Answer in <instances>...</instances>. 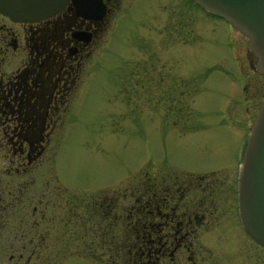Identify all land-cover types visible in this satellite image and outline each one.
I'll list each match as a JSON object with an SVG mask.
<instances>
[{
    "label": "flooded vegetation",
    "instance_id": "obj_1",
    "mask_svg": "<svg viewBox=\"0 0 264 264\" xmlns=\"http://www.w3.org/2000/svg\"><path fill=\"white\" fill-rule=\"evenodd\" d=\"M143 1L150 21L161 0H68L35 22L0 12V264H57L65 237L77 238L95 264L105 255L109 264H264V246L240 214L243 158L235 172L145 175L140 198L121 206L124 224L116 192L73 199L56 182L53 144L94 76L91 64L100 62L123 16ZM182 1L216 19L193 0H178L180 7ZM153 17L158 26L147 23V29L157 31L161 43L165 15ZM113 255H125L124 261Z\"/></svg>",
    "mask_w": 264,
    "mask_h": 264
},
{
    "label": "rangeland",
    "instance_id": "obj_2",
    "mask_svg": "<svg viewBox=\"0 0 264 264\" xmlns=\"http://www.w3.org/2000/svg\"><path fill=\"white\" fill-rule=\"evenodd\" d=\"M147 7L143 1L128 10L103 44L50 163L56 182L73 199L78 193L88 200L100 191L103 198L116 192L122 224L121 206L140 198L147 174L239 169L264 97V76L251 68L248 38L240 31L189 10L183 1L180 7L178 0H161L149 11L150 21ZM174 8L175 17H169ZM157 13L165 15L161 43L146 25L158 26ZM119 231L124 230L118 226ZM76 239H63L55 263L95 264ZM67 241L74 246L64 249ZM123 257L112 256L117 263ZM110 258L103 256L102 264Z\"/></svg>",
    "mask_w": 264,
    "mask_h": 264
},
{
    "label": "water",
    "instance_id": "obj_3",
    "mask_svg": "<svg viewBox=\"0 0 264 264\" xmlns=\"http://www.w3.org/2000/svg\"><path fill=\"white\" fill-rule=\"evenodd\" d=\"M68 0H0L14 21L35 22L60 11ZM248 38L247 59L264 76V0H193ZM239 207L246 231L264 246V98L251 124L240 173Z\"/></svg>",
    "mask_w": 264,
    "mask_h": 264
}]
</instances>
